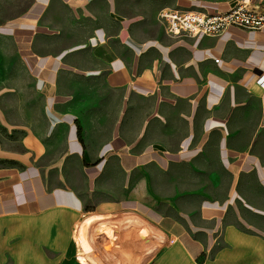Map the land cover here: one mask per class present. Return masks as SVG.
Returning <instances> with one entry per match:
<instances>
[{
	"label": "crops",
	"instance_id": "1",
	"mask_svg": "<svg viewBox=\"0 0 264 264\" xmlns=\"http://www.w3.org/2000/svg\"><path fill=\"white\" fill-rule=\"evenodd\" d=\"M199 6L0 0V264H264V28Z\"/></svg>",
	"mask_w": 264,
	"mask_h": 264
},
{
	"label": "built area",
	"instance_id": "2",
	"mask_svg": "<svg viewBox=\"0 0 264 264\" xmlns=\"http://www.w3.org/2000/svg\"><path fill=\"white\" fill-rule=\"evenodd\" d=\"M226 1L229 8L224 11H210L203 6L166 8L160 11L159 20L164 24L166 34L173 37L219 36L231 26L250 30L264 28V0ZM215 61L219 62L220 59Z\"/></svg>",
	"mask_w": 264,
	"mask_h": 264
},
{
	"label": "rangeland",
	"instance_id": "3",
	"mask_svg": "<svg viewBox=\"0 0 264 264\" xmlns=\"http://www.w3.org/2000/svg\"><path fill=\"white\" fill-rule=\"evenodd\" d=\"M2 129V128H1Z\"/></svg>",
	"mask_w": 264,
	"mask_h": 264
}]
</instances>
